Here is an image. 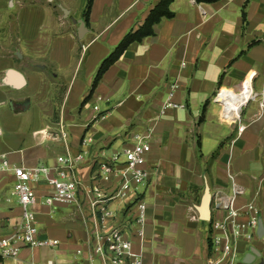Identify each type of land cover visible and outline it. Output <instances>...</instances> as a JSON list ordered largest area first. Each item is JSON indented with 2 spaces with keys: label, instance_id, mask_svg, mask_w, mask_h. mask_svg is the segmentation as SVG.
<instances>
[{
  "label": "crops",
  "instance_id": "crops-1",
  "mask_svg": "<svg viewBox=\"0 0 264 264\" xmlns=\"http://www.w3.org/2000/svg\"><path fill=\"white\" fill-rule=\"evenodd\" d=\"M159 1L93 0L86 19L87 0H0V153L15 164L55 166L59 156L85 152L77 166L78 204L45 205L50 186L33 183L38 236L58 245L23 246L16 258L0 256V264H80L76 250L86 251L101 227H120L145 264H205L211 220L225 214L213 200L231 193L229 175L244 189L235 206L254 201L263 224L262 237L240 243L241 264H264V0H173V16L131 43L93 88L103 60ZM9 69L22 86L3 82ZM172 82L179 84L174 101L183 106L162 113ZM60 126L66 140L52 136ZM148 130L140 239L130 201H110L111 216L102 221L101 204L94 216L84 189L100 184L113 191L117 180L96 178L99 162ZM12 188L13 177L3 175V236L22 215ZM206 188L209 218L200 211Z\"/></svg>",
  "mask_w": 264,
  "mask_h": 264
},
{
  "label": "built area",
  "instance_id": "built-area-1",
  "mask_svg": "<svg viewBox=\"0 0 264 264\" xmlns=\"http://www.w3.org/2000/svg\"><path fill=\"white\" fill-rule=\"evenodd\" d=\"M184 65V63H182ZM179 88L177 82H172L167 91L166 100L162 104V113L168 109H177L183 105L174 101ZM224 93H219L222 95ZM102 100V96L97 97ZM98 110V106H94ZM48 135V131L42 132ZM1 134V131H0ZM51 134V133H50ZM66 140L68 134L64 126H60L57 134L52 135ZM91 142L85 138L83 143ZM151 151L150 131L136 133L131 147L123 149L112 158L99 162L97 177L102 182L111 183L117 180L115 189L105 190L100 184H94L84 189L93 215L96 207L101 204V220L111 216L108 207L110 201L123 199L130 201L135 207V234L140 239L145 235L144 225L147 220V203L141 196L142 188L147 186L150 172L146 168L147 156ZM85 152L71 156L66 154L57 158L58 164L47 166L38 164L25 166L12 163L8 156L0 153V184L3 175L13 177L12 194L17 196L22 207V215L16 230L7 236L0 234V256L16 258L23 246L28 247H56L58 242L50 238H40L36 225L33 206L39 201L33 183L44 181L50 186V191L43 198L48 206L55 204H78V195L82 184L77 177V166L84 159ZM231 193L217 194L214 206L225 212L224 216L211 220V248L212 253L205 264H241L239 257L240 243H250L258 237L260 211L254 201L242 207L235 206L236 198L244 192L232 175ZM93 243L85 250L77 249L76 255L85 264H145L144 254L133 250V242L120 227L110 229L95 228ZM84 256V257H83ZM84 260V261H83ZM80 263V264H81ZM43 264V263H33ZM44 264H54L48 261ZM78 264V263H67Z\"/></svg>",
  "mask_w": 264,
  "mask_h": 264
},
{
  "label": "trees",
  "instance_id": "trees-1",
  "mask_svg": "<svg viewBox=\"0 0 264 264\" xmlns=\"http://www.w3.org/2000/svg\"><path fill=\"white\" fill-rule=\"evenodd\" d=\"M173 0H160L149 12L144 23L135 31H131L125 35L123 40L106 59L103 60L96 77L94 79L93 88L97 85L103 73L120 57L123 51L133 42H140L143 38L154 34V24L163 18H170L173 12L170 10V4ZM214 0H196V2H212ZM93 0H87L85 17L88 18L92 7Z\"/></svg>",
  "mask_w": 264,
  "mask_h": 264
},
{
  "label": "water",
  "instance_id": "water-1",
  "mask_svg": "<svg viewBox=\"0 0 264 264\" xmlns=\"http://www.w3.org/2000/svg\"><path fill=\"white\" fill-rule=\"evenodd\" d=\"M3 82L6 84H11L15 87H20L24 83L23 78L20 75L13 73L12 70L10 69L6 72V75L3 78ZM209 204H210V194H209V190L206 188L200 206V211L204 218H209ZM262 236H263V224L260 220L258 226V237H262ZM256 254H257L256 249L252 247L249 251V255L256 256ZM244 261L247 262L246 259Z\"/></svg>",
  "mask_w": 264,
  "mask_h": 264
},
{
  "label": "rangeland",
  "instance_id": "rangeland-1",
  "mask_svg": "<svg viewBox=\"0 0 264 264\" xmlns=\"http://www.w3.org/2000/svg\"><path fill=\"white\" fill-rule=\"evenodd\" d=\"M65 212H66V210H65Z\"/></svg>",
  "mask_w": 264,
  "mask_h": 264
}]
</instances>
